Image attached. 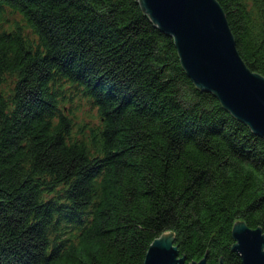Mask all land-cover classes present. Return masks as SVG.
<instances>
[{
	"label": "trees",
	"instance_id": "obj_1",
	"mask_svg": "<svg viewBox=\"0 0 264 264\" xmlns=\"http://www.w3.org/2000/svg\"><path fill=\"white\" fill-rule=\"evenodd\" d=\"M216 1L264 77V0ZM0 22V264H143L164 232L184 264H241L233 224L264 233V139L141 4L0 0Z\"/></svg>",
	"mask_w": 264,
	"mask_h": 264
},
{
	"label": "water",
	"instance_id": "obj_2",
	"mask_svg": "<svg viewBox=\"0 0 264 264\" xmlns=\"http://www.w3.org/2000/svg\"><path fill=\"white\" fill-rule=\"evenodd\" d=\"M154 25L174 39L180 63L194 85L213 93L234 118L264 139V77L239 56L216 0H137ZM232 251L241 264H264V233L243 221L232 226ZM174 234L149 246L143 264H184ZM189 264H206V256ZM222 264V262H220Z\"/></svg>",
	"mask_w": 264,
	"mask_h": 264
},
{
	"label": "rangeland",
	"instance_id": "obj_3",
	"mask_svg": "<svg viewBox=\"0 0 264 264\" xmlns=\"http://www.w3.org/2000/svg\"><path fill=\"white\" fill-rule=\"evenodd\" d=\"M3 18H8L9 19V21L7 22V23H4L3 24V26H2V24H1V22H0V26H2L1 28H7V26H10V23L14 20V21H16V20H19V16L17 15V14H10V12H8V11H6L5 13H4V17ZM76 103V102H75ZM81 105V107L78 109L79 111H77V116L80 118V119H86V118H91L92 117V115H90V114H88L87 112L89 111V110H92V109H90L88 106H86L85 104H83L82 105V103L80 104ZM76 110H74V112H75ZM92 112L93 113H95V110H92ZM91 124H92V122H91Z\"/></svg>",
	"mask_w": 264,
	"mask_h": 264
}]
</instances>
